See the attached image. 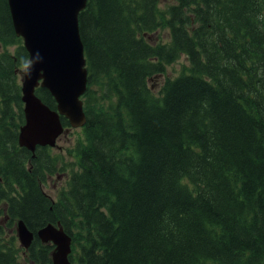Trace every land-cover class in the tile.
Instances as JSON below:
<instances>
[{
	"label": "trees",
	"instance_id": "16d2710c",
	"mask_svg": "<svg viewBox=\"0 0 264 264\" xmlns=\"http://www.w3.org/2000/svg\"><path fill=\"white\" fill-rule=\"evenodd\" d=\"M79 31L86 122L71 159L33 156L17 143L28 53L0 0V264H51L36 236L23 254L19 219L59 222L73 264H264V0H87Z\"/></svg>",
	"mask_w": 264,
	"mask_h": 264
},
{
	"label": "water",
	"instance_id": "95a60500",
	"mask_svg": "<svg viewBox=\"0 0 264 264\" xmlns=\"http://www.w3.org/2000/svg\"><path fill=\"white\" fill-rule=\"evenodd\" d=\"M15 34L22 38L29 62L21 78L24 122L19 128L18 145L34 152L37 146H55L62 133L86 122L82 95L88 71L79 31V13L87 0H7ZM45 88L55 100L51 109L36 94ZM67 119L64 127L60 117ZM19 244L28 248L36 236L52 243L51 264H72L71 237L62 225L47 223L36 233L22 219L16 224Z\"/></svg>",
	"mask_w": 264,
	"mask_h": 264
},
{
	"label": "rangeland",
	"instance_id": "374dc122",
	"mask_svg": "<svg viewBox=\"0 0 264 264\" xmlns=\"http://www.w3.org/2000/svg\"><path fill=\"white\" fill-rule=\"evenodd\" d=\"M161 2H166V0H161ZM163 37L166 38V35L164 34ZM12 49H13L12 46L7 47L8 51H11ZM182 64H187V61L183 56L173 66L168 67V75L169 76L176 75ZM25 67L26 66L22 68L24 69ZM162 80H163V76H158L149 79V84L151 85L154 92L156 93L158 92ZM74 129H77V132ZM78 129L79 128H73L68 133L60 135V137L56 141V146L52 147V151L61 152L62 154L65 155V158L67 160L71 159V157L67 155V149H70L75 145ZM64 178H65L64 175L60 177L53 176L48 178L47 186L45 187V192L49 194L51 197H55V190L63 184Z\"/></svg>",
	"mask_w": 264,
	"mask_h": 264
},
{
	"label": "bare ground",
	"instance_id": "6f19581e",
	"mask_svg": "<svg viewBox=\"0 0 264 264\" xmlns=\"http://www.w3.org/2000/svg\"><path fill=\"white\" fill-rule=\"evenodd\" d=\"M226 16H227V15H226ZM237 30H238V29H237ZM237 30H236V31H237ZM217 39H218V38H217ZM216 41H217V40H216ZM224 44H225V43H224ZM223 46H224V45H223ZM222 51H223V50H222ZM226 71H227V70H226ZM229 74H230V73H229Z\"/></svg>",
	"mask_w": 264,
	"mask_h": 264
}]
</instances>
